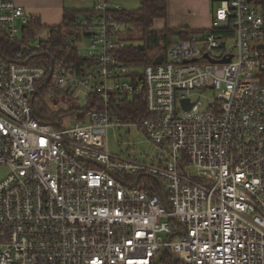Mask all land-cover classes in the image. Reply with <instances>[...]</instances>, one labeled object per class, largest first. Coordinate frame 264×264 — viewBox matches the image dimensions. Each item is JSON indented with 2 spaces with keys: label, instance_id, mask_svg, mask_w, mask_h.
Segmentation results:
<instances>
[{
  "label": "built area",
  "instance_id": "2783aa9c",
  "mask_svg": "<svg viewBox=\"0 0 264 264\" xmlns=\"http://www.w3.org/2000/svg\"><path fill=\"white\" fill-rule=\"evenodd\" d=\"M18 1L0 0V39L17 47H0V264H159L165 248L183 264H264V9L219 1L206 32L133 80L118 2L97 0L57 46L28 36ZM50 71V100L74 112L58 126L33 116ZM131 98L137 120L120 115ZM120 128L155 153L111 154Z\"/></svg>",
  "mask_w": 264,
  "mask_h": 264
},
{
  "label": "trees",
  "instance_id": "16d2710c",
  "mask_svg": "<svg viewBox=\"0 0 264 264\" xmlns=\"http://www.w3.org/2000/svg\"><path fill=\"white\" fill-rule=\"evenodd\" d=\"M119 3L121 0H113ZM139 8L134 11L122 10L120 14L121 20L124 26L134 28L137 34L135 40L128 38L127 40L136 41L133 45L128 46L121 50L120 58L122 63L128 69L133 80L137 78L143 68L147 65L153 64L156 58L164 54L169 46L174 42L187 39L191 35L196 33H204L206 31H194L187 27L179 29H164L161 31H155L152 29L153 23L155 20L164 19L167 13V3L166 0H139ZM256 4H260L254 0ZM88 12L84 13L87 14ZM79 14L74 15L70 13L64 14L63 20L65 27L69 28L77 23V17ZM264 16V12H263ZM42 26L36 18L30 17L29 25L27 28V34L31 37L35 31L40 30ZM63 27L59 30H51L50 35L51 39L56 42V45L59 46L63 41L65 34ZM176 40V41H174ZM0 47L8 45L10 49L16 51L17 47L15 44L10 43L5 37L0 39ZM58 50V47L55 49ZM36 63H39L35 61ZM51 84L46 86L42 91L38 93L33 101V116L38 122L50 124L55 126L60 123L61 118L66 116L73 117L74 112L70 109L68 110H59L52 112L46 106L43 96L45 92L50 91ZM94 97L91 96L88 105L82 109L81 114H79L80 120H85V116L90 113L94 108ZM140 107V108H139ZM123 111H120V115L125 119L137 120L140 116L143 115V104L138 101L137 98L126 99L122 107ZM141 109L140 111H138ZM154 184L155 192H158L157 185ZM183 264L181 262H174L168 254L163 255L159 264Z\"/></svg>",
  "mask_w": 264,
  "mask_h": 264
},
{
  "label": "crops",
  "instance_id": "0c3cea01",
  "mask_svg": "<svg viewBox=\"0 0 264 264\" xmlns=\"http://www.w3.org/2000/svg\"><path fill=\"white\" fill-rule=\"evenodd\" d=\"M221 0H166L167 13L164 19L155 20L152 29H179L187 27L194 31H207L210 28L212 17L208 11L218 7ZM97 0H19L29 17L36 18L42 28L37 30L38 36H50L51 30L64 33L70 31L65 25L63 17L65 12L78 15L79 20L84 13L89 12Z\"/></svg>",
  "mask_w": 264,
  "mask_h": 264
},
{
  "label": "rangeland",
  "instance_id": "374dc122",
  "mask_svg": "<svg viewBox=\"0 0 264 264\" xmlns=\"http://www.w3.org/2000/svg\"><path fill=\"white\" fill-rule=\"evenodd\" d=\"M258 2H261L259 6L264 9V0H256ZM140 1L139 0H121L119 1V5L122 7V9L126 11H134L139 8ZM216 9V8H215ZM215 9L213 11H208V15L213 16ZM123 32L121 33V36L124 39L131 38L135 40L137 37V34L135 32V29L124 26L123 27ZM176 41V40H174ZM133 43H136V41H133ZM57 97H60V94L58 92H54ZM207 97H212L215 92L212 89H208L205 93H203ZM43 100L48 107V109L52 112L59 111L61 110L60 106H56L51 100H50V91L45 92L43 96ZM139 135H137L135 130H131V134L129 136V130L126 128H120V129H114V130H109L108 132V150L110 151L111 154H119L121 151L124 152L128 147H130V144H134V149L137 152L141 153H147L148 155H153L155 152L152 147L148 146L146 143L140 144L138 143ZM136 144V145H135ZM8 174V171L6 168L0 167V181L6 178ZM142 184H151L152 181L142 179L141 180ZM172 225L175 226L174 222H172Z\"/></svg>",
  "mask_w": 264,
  "mask_h": 264
},
{
  "label": "water",
  "instance_id": "95a60500",
  "mask_svg": "<svg viewBox=\"0 0 264 264\" xmlns=\"http://www.w3.org/2000/svg\"><path fill=\"white\" fill-rule=\"evenodd\" d=\"M205 57H207V56H205ZM230 59H231V56L228 57V58H224V59H222V60H219V61H217V63H220V64L228 63V62L230 61ZM159 62H160V60H157V61H155V64H158ZM211 62H213V61H211ZM26 63H27V62H23L22 64H26ZM51 76H52V72L50 71V73H49L47 79L45 80V82L39 87V90H38L37 94H38L40 91H42V90L46 87L47 83L50 81ZM187 103H188V102H187L186 100H185V101H182V105H183V107H184L185 110H189V109H190V106H191V105H188ZM57 126H58V125H57ZM155 181H156L157 184L159 185L160 192H161L162 202H163V205H164L165 209H166L167 212H168V206H167V202H166V198H165V189H164V186H163V184H162L159 180L155 179ZM136 184H137V180H136V181H135L130 187H134ZM170 219H171L172 221H174V222L177 223V221H176L175 218L170 217ZM181 234H184V232H182ZM172 237H173V236H170V237H169V240H170ZM165 254H168L174 262H181V263H183L178 257H176L172 252H170V251L168 250V248L163 249V251H162V253H161V256H160V258H159V262L161 261L163 255H165Z\"/></svg>",
  "mask_w": 264,
  "mask_h": 264
},
{
  "label": "flooded vegetation",
  "instance_id": "af4514ba",
  "mask_svg": "<svg viewBox=\"0 0 264 264\" xmlns=\"http://www.w3.org/2000/svg\"><path fill=\"white\" fill-rule=\"evenodd\" d=\"M174 264V263H173Z\"/></svg>",
  "mask_w": 264,
  "mask_h": 264
}]
</instances>
